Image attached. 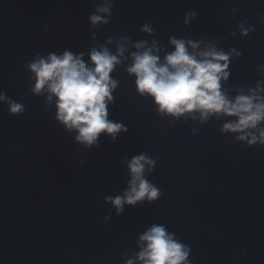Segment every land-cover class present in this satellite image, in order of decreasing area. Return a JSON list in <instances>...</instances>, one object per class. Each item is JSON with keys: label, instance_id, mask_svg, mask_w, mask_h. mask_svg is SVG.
Masks as SVG:
<instances>
[{"label": "water", "instance_id": "water-1", "mask_svg": "<svg viewBox=\"0 0 264 264\" xmlns=\"http://www.w3.org/2000/svg\"><path fill=\"white\" fill-rule=\"evenodd\" d=\"M170 37L235 49L221 91L232 100L260 82L264 97V0H0V264H142L139 237L154 224L190 247L192 264H264V144L224 130L236 117L161 114L127 71L136 44L155 41L163 61ZM121 46L108 119L128 131L85 147L56 119L55 98L33 94L28 65L64 51L90 64L93 49ZM9 99L23 114L10 115ZM140 154L155 161L144 178L161 195L118 214L105 197L128 189Z\"/></svg>", "mask_w": 264, "mask_h": 264}, {"label": "clouds", "instance_id": "clouds-1", "mask_svg": "<svg viewBox=\"0 0 264 264\" xmlns=\"http://www.w3.org/2000/svg\"><path fill=\"white\" fill-rule=\"evenodd\" d=\"M109 10L110 5L97 8L100 13L110 14ZM195 17V12L185 14L186 22ZM89 20L92 25L108 22L100 15H91ZM239 27L244 36L252 31L251 27L245 29L243 24ZM141 31L152 30L144 24ZM169 39L174 51L166 54L163 61L155 41L150 48L145 43L135 45L138 50H144L132 54L133 63L127 71L135 75L138 92L150 96L161 114L178 117L195 111L201 119H207L209 114L236 117L224 124V130L239 133L237 139L247 140L249 145L264 144V127L261 126L264 125V97L257 94L262 90L260 82L255 90L249 89L248 95L240 94L232 100L221 91V80H227L230 74L227 71L230 57L240 53L235 49L224 52L212 45L197 51L198 43L174 37ZM124 50L121 46L117 55H112L107 48L93 49L89 55L90 64L83 61V53H49L47 57L37 56L28 65L32 73L30 79L34 80L33 94L47 93L48 102L55 98L56 119L69 132L75 131V141L85 147L97 144L101 133L110 135L115 141L120 132L128 131L123 123L108 119V104L113 99L111 93L117 86L110 73L120 62L118 56L122 57ZM4 100L5 95L0 93V101ZM8 108L13 116L23 114L25 110L21 103L11 99ZM154 164L155 161L144 154L131 159L128 189L122 196L105 197L118 214L123 212L124 204L134 206L145 198L151 202L160 197V189L144 178L145 166L151 171ZM139 240L141 251L137 259L142 264H192L188 259L190 247L174 239V234L167 232L163 225L154 224ZM127 264H133V261L129 260Z\"/></svg>", "mask_w": 264, "mask_h": 264}]
</instances>
